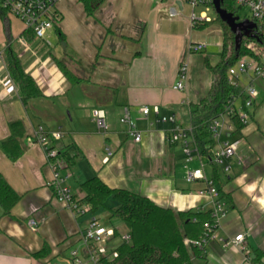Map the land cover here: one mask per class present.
Wrapping results in <instances>:
<instances>
[{"label": "crops", "instance_id": "crops-1", "mask_svg": "<svg viewBox=\"0 0 264 264\" xmlns=\"http://www.w3.org/2000/svg\"><path fill=\"white\" fill-rule=\"evenodd\" d=\"M56 10L60 21L45 39L0 12V144L10 137L11 122L20 121L25 129L17 160L0 145V174L20 197L10 212L1 206L0 264H71L70 251L79 246L78 231L86 226L85 217H74L54 196L45 152L29 141L40 127L51 145L60 150L74 145L79 151L71 169L62 171L77 198L85 196L80 183L98 176L110 188L141 194L161 207L213 210L212 198L199 194L206 181L186 180L187 170L202 163L207 178L217 179L227 213L202 255L189 264H264V79L239 75L240 91L252 81L258 95L249 122L223 137L239 140L230 171L200 153L187 163L182 143L171 136L176 125L191 129V105L212 87L209 59L189 51L194 41L211 45L205 33L209 24L192 25L188 0H104L93 14L81 0H59ZM171 11L176 15L170 17ZM220 27L222 41L214 46L222 48ZM12 54L40 91L27 104L10 72ZM184 63L186 89L175 90ZM61 64L80 80L71 82ZM145 106L147 115L141 111ZM95 108L106 111V132L92 119ZM125 108L142 133L140 142L121 123ZM56 132L62 133L60 139L53 137ZM107 149L112 154L105 161ZM31 220L37 221L35 227ZM241 233L246 250L225 245Z\"/></svg>", "mask_w": 264, "mask_h": 264}, {"label": "built area", "instance_id": "built-area-1", "mask_svg": "<svg viewBox=\"0 0 264 264\" xmlns=\"http://www.w3.org/2000/svg\"><path fill=\"white\" fill-rule=\"evenodd\" d=\"M59 0H0V12L19 19L25 27L26 32H32L36 38L45 39L47 32L52 29L57 22L60 21V15L56 10ZM214 0H188L192 7L190 15L193 26L211 22L213 19L208 16L207 12L213 9ZM237 6L248 7L251 11V18H245L253 21L255 27L251 30V34L258 38L264 37V0H232ZM201 7L199 15L195 9ZM176 15L175 11H171L170 17ZM240 20H243L240 18ZM208 43L205 41H194L189 45L190 53H200L207 49ZM248 50L253 52L255 56L245 55L241 57L236 64L228 70L229 82L236 88H240L239 75L252 74V80L264 79V45L257 43L255 40H248L245 43ZM188 81V65L184 63L180 66L178 72V80L174 85L175 90L183 91L186 89ZM258 95L255 84L251 81L238 95L232 96L226 102L224 111L214 119L210 128L212 137L216 141V146L210 151L211 161L222 167L223 172H229L231 165L229 160L234 157L239 145V140L224 139L226 133L236 130L233 117L238 116L239 120L246 125L250 119L249 108L252 107L254 99ZM244 97L242 107L238 108L237 100ZM142 113L147 115L149 108H142ZM92 119L101 132H106L109 128L106 111L101 108H95L92 112ZM175 121L174 116L171 118ZM121 123L127 126L128 133L134 137L136 142L142 139V133L137 130L135 122L131 119L128 108H125L121 118ZM191 129H184L178 125L172 130L171 141H180L183 146V152L186 156V162L190 163L199 155L197 146L190 139ZM55 139L62 137L61 132L53 134ZM31 143L40 144L45 152L48 165L53 172L54 196L61 202H64L68 209L76 218L85 217L86 226L78 231L79 246L70 251L71 264H112L119 256L118 246L121 243L131 242L129 232H121L117 227L107 226L100 222V219L91 215V206L84 198L75 197L71 187L67 184L68 176L62 174L67 167V163L60 155V149L49 143V135L40 127L35 131L33 137L29 139ZM112 154L107 149L105 161L109 160ZM186 180L194 182L204 180L207 188L200 190V195H208L213 200L212 215L213 223L206 224V231L199 240L185 239L186 244H194L201 249H205L208 242L215 237V231L220 225V219L227 213L224 204L218 199L219 192L212 180L208 179L203 164L197 168H189L186 173ZM89 215V216H88ZM2 218V208L0 205V220ZM29 224L33 227L37 225L36 220H31ZM244 234H238L234 238L227 240L225 245H234L246 250L244 244Z\"/></svg>", "mask_w": 264, "mask_h": 264}, {"label": "trees", "instance_id": "trees-1", "mask_svg": "<svg viewBox=\"0 0 264 264\" xmlns=\"http://www.w3.org/2000/svg\"><path fill=\"white\" fill-rule=\"evenodd\" d=\"M81 1L88 14H93L104 2V0ZM222 7L240 17L239 12L242 7L237 6L232 0H223ZM213 21L221 24L224 32L221 57L215 64L207 61L213 83L208 95L199 103L191 105L190 132L199 153L209 158L212 157L210 151L216 146L210 124L224 111L227 100L240 92L239 88L229 82L228 70L241 57L255 56L245 45L248 40H255L264 45V37L249 36L243 37L240 48L236 49L235 35L218 15L211 22L204 23V26ZM199 25L203 27V24ZM227 35L230 36V46H227ZM61 66L71 82L77 83L80 80L64 64ZM9 68L12 77L20 86L25 104L30 98L40 95L34 79L25 72L20 60L14 54L9 57ZM242 99L244 101L245 98ZM233 120L237 131L244 127L238 116H234ZM9 128L10 137L0 145L11 160H17L22 153L19 138L24 135L25 129L20 121L11 122ZM60 155L65 159L67 168L71 169L76 163L79 151L74 145H70L61 149ZM213 183L216 185V178L213 179ZM80 188L85 194L84 200L91 206L93 212L100 207H106L112 217L122 221L131 235V242H124L118 246L119 256L112 264H189L193 256H201L204 252V249L194 244H186L185 239L199 240L203 236L206 224L214 222L212 210L175 211L161 207L141 194L127 189L110 188L98 176L81 182ZM218 192L221 193L219 189ZM19 198L0 174V205L5 212H10ZM111 200L114 201L113 206L109 207L107 203Z\"/></svg>", "mask_w": 264, "mask_h": 264}, {"label": "rangeland", "instance_id": "rangeland-1", "mask_svg": "<svg viewBox=\"0 0 264 264\" xmlns=\"http://www.w3.org/2000/svg\"><path fill=\"white\" fill-rule=\"evenodd\" d=\"M203 10V8L198 7L195 9V12L197 15H199L200 11ZM208 16L211 17L213 20L216 19L217 14L214 9H210L207 12ZM240 18H251V11L248 7H242L240 12ZM205 29V33L207 34L206 38L211 41V45L207 47V49L200 53H194L202 56L204 59L208 58L210 63L215 64L219 61L221 57V50L222 48L218 46H214L216 40L222 41V31L220 24L217 21H213L210 23ZM210 32V33H209ZM228 41L227 46L231 45L230 36L227 35ZM229 48V47H228ZM111 202H114L113 200L109 201L107 203V206H113ZM100 219V222L107 226H114L117 227L121 232L125 233L128 232L126 226L122 223V221L117 217H112L106 207H100L98 210H96L93 214ZM89 216V215H88Z\"/></svg>", "mask_w": 264, "mask_h": 264}, {"label": "water", "instance_id": "water-1", "mask_svg": "<svg viewBox=\"0 0 264 264\" xmlns=\"http://www.w3.org/2000/svg\"><path fill=\"white\" fill-rule=\"evenodd\" d=\"M223 0H214L213 6L216 14L219 18L230 28L235 35L236 49H239L243 37H254L251 34V30L256 26L255 23L249 19L240 20L239 16H235L233 13L228 12L222 7Z\"/></svg>", "mask_w": 264, "mask_h": 264}]
</instances>
